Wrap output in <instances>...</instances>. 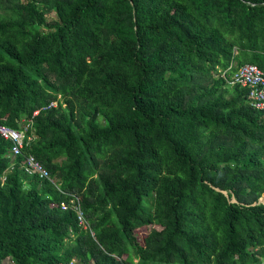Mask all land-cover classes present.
<instances>
[{"label": "trees", "instance_id": "1", "mask_svg": "<svg viewBox=\"0 0 264 264\" xmlns=\"http://www.w3.org/2000/svg\"><path fill=\"white\" fill-rule=\"evenodd\" d=\"M244 63L264 71V0H0V124L31 120L50 178L0 138V264H259Z\"/></svg>", "mask_w": 264, "mask_h": 264}, {"label": "built area", "instance_id": "2", "mask_svg": "<svg viewBox=\"0 0 264 264\" xmlns=\"http://www.w3.org/2000/svg\"><path fill=\"white\" fill-rule=\"evenodd\" d=\"M232 81L238 82L241 85L248 87L247 98L250 105L258 110L264 111V71L259 69L255 64L244 63L237 67L236 71L232 75ZM231 83V82H230ZM55 101H50L47 105L41 106L38 109H34L31 115H35L39 109H46L54 107ZM264 120V114L262 115ZM31 120L28 118L25 121L21 120V125L18 128L9 127L4 124H0V138L9 142V153L12 157H21V167L27 174H35L38 177L49 178L47 170L42 164L34 158V156L25 150L33 139L31 131L28 128L31 127ZM60 209L71 208L78 221L83 228L86 227L82 212L79 208V204L75 198L70 197L68 201H61L59 204ZM264 264V262H261Z\"/></svg>", "mask_w": 264, "mask_h": 264}, {"label": "rangeland", "instance_id": "3", "mask_svg": "<svg viewBox=\"0 0 264 264\" xmlns=\"http://www.w3.org/2000/svg\"><path fill=\"white\" fill-rule=\"evenodd\" d=\"M53 17H54V16H53V13H52V12L46 14V20H50V19H52ZM259 200H261L262 202H264V196H261ZM137 232H138V231H137ZM143 234H144V232H142V231L136 233L138 239H141V238L143 237Z\"/></svg>", "mask_w": 264, "mask_h": 264}, {"label": "clouds", "instance_id": "4", "mask_svg": "<svg viewBox=\"0 0 264 264\" xmlns=\"http://www.w3.org/2000/svg\"><path fill=\"white\" fill-rule=\"evenodd\" d=\"M5 141V140H4ZM8 142V141H7ZM8 144H9V142H8ZM26 149V148H25ZM8 151H9V146H8ZM28 152V151H27ZM30 153V152H29ZM9 157H10V160L12 161L15 157H17V156H14V157H12L11 155H10V153H9ZM20 157V156H19ZM35 158V157H34ZM19 166H20V169H22V167H21V161H20V163H19ZM22 171L24 172V170L22 169ZM25 173V172H24ZM27 174V173H26ZM28 175H31V174H28ZM260 198V197H259ZM258 198V199H259ZM258 201V200H257ZM261 262H264V258H262V259H260V261H259V264H261Z\"/></svg>", "mask_w": 264, "mask_h": 264}, {"label": "crops", "instance_id": "5", "mask_svg": "<svg viewBox=\"0 0 264 264\" xmlns=\"http://www.w3.org/2000/svg\"><path fill=\"white\" fill-rule=\"evenodd\" d=\"M33 138H34V137H33ZM32 140H34V139H32ZM32 140H31V141H32ZM31 141H30V142H31ZM6 142H7V141H6ZM8 146H9V144H8ZM7 154H8V156H9V151L7 152ZM10 165H12V161L10 162ZM19 167H20V166H19Z\"/></svg>", "mask_w": 264, "mask_h": 264}, {"label": "water", "instance_id": "6", "mask_svg": "<svg viewBox=\"0 0 264 264\" xmlns=\"http://www.w3.org/2000/svg\"><path fill=\"white\" fill-rule=\"evenodd\" d=\"M260 199V198H259ZM258 199V202H262L261 200Z\"/></svg>", "mask_w": 264, "mask_h": 264}]
</instances>
